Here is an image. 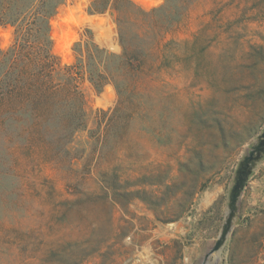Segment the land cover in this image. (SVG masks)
<instances>
[{
  "label": "rangeland",
  "instance_id": "374dc122",
  "mask_svg": "<svg viewBox=\"0 0 264 264\" xmlns=\"http://www.w3.org/2000/svg\"><path fill=\"white\" fill-rule=\"evenodd\" d=\"M132 1L145 10L164 2ZM89 2L65 0L51 18L52 50L63 64L74 62V43L86 29L100 46L120 52L110 13H89ZM221 9L219 35L202 52L194 49L186 78L173 73L147 101L150 108L126 117V128L111 131L105 145L91 117L74 135V180L49 166L20 165L18 175H0V264H47L46 248L82 238L92 250L78 264H203L226 217L238 163L264 128V0H222ZM199 13L173 37L192 39L210 19ZM12 39L13 28L0 25V49ZM83 89L93 112L114 107L112 86L96 92L85 82ZM13 159L0 148V170H10ZM21 181L24 192L17 190ZM213 254L211 264H264V155Z\"/></svg>",
  "mask_w": 264,
  "mask_h": 264
},
{
  "label": "trees",
  "instance_id": "16d2710c",
  "mask_svg": "<svg viewBox=\"0 0 264 264\" xmlns=\"http://www.w3.org/2000/svg\"><path fill=\"white\" fill-rule=\"evenodd\" d=\"M64 1L0 0V25L13 28L10 45L0 49V148L14 157L10 170H0V175H18L20 165L49 166L69 182L74 180L69 145L78 131L87 128L89 118L101 131L97 142L105 145L111 131L126 128V117L150 108L147 101L155 98L160 84L170 83L173 73L187 77L194 49H207L219 35L222 21V0H164L150 10L132 0H90L89 13H110L120 52L100 46L86 29V38L74 43V62L63 64L52 50L50 21ZM195 10L210 19L200 23L192 39L174 38L173 33ZM85 82L96 92L112 86L117 97L114 107L93 112L84 93ZM43 181L55 189L52 180L43 177ZM21 182L17 190L24 192L28 184ZM79 192L87 198L95 195L89 190ZM54 212L53 208L48 221ZM85 241L50 246L43 261L78 264L92 250Z\"/></svg>",
  "mask_w": 264,
  "mask_h": 264
},
{
  "label": "water",
  "instance_id": "95a60500",
  "mask_svg": "<svg viewBox=\"0 0 264 264\" xmlns=\"http://www.w3.org/2000/svg\"><path fill=\"white\" fill-rule=\"evenodd\" d=\"M263 155H264V128L262 129L261 133L258 134V141L251 146L248 153L245 154L238 163L234 175V181L228 196V204H227L228 210L226 217L221 226L216 241L214 242L210 250L207 252L205 258H207L210 254L214 252H218L226 242L228 235L230 234L232 229L233 219L237 211L240 195L244 187L246 186V183L253 168L255 167L256 163L262 158Z\"/></svg>",
  "mask_w": 264,
  "mask_h": 264
},
{
  "label": "bare ground",
  "instance_id": "6f19581e",
  "mask_svg": "<svg viewBox=\"0 0 264 264\" xmlns=\"http://www.w3.org/2000/svg\"><path fill=\"white\" fill-rule=\"evenodd\" d=\"M212 254H213V253H212ZM210 255H211V254H210ZM210 255H209L207 258L204 259L203 264H211V263H212V261H213L214 259L211 260ZM213 255H214V254H213ZM215 260H216V261L221 260V257H220L219 255H216ZM215 264H216V263H215Z\"/></svg>",
  "mask_w": 264,
  "mask_h": 264
}]
</instances>
